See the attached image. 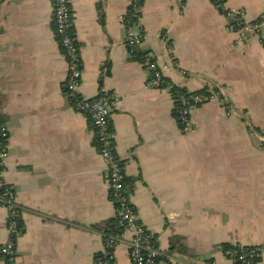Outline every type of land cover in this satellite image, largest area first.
<instances>
[{
    "label": "crops",
    "instance_id": "1",
    "mask_svg": "<svg viewBox=\"0 0 264 264\" xmlns=\"http://www.w3.org/2000/svg\"><path fill=\"white\" fill-rule=\"evenodd\" d=\"M70 2L79 91L118 96L110 120L115 150L138 219L165 254L157 264H169L166 255L233 264L223 244L257 247L256 264H264V46L229 28L211 0H143L138 50L150 51L171 82L189 91L208 87L233 110L213 95L192 109L184 132L169 91L149 87L143 64L128 56L129 0ZM223 6L247 21L264 13V0ZM52 12L53 0H0L1 111L9 133L2 176L15 188L23 227L14 261L95 264L105 260L100 228L115 208L92 124L65 94L66 59ZM6 219L0 205V245ZM0 264L7 263L0 257ZM107 264H132L125 243Z\"/></svg>",
    "mask_w": 264,
    "mask_h": 264
},
{
    "label": "built area",
    "instance_id": "2",
    "mask_svg": "<svg viewBox=\"0 0 264 264\" xmlns=\"http://www.w3.org/2000/svg\"><path fill=\"white\" fill-rule=\"evenodd\" d=\"M139 0H129L128 10L123 17L126 28L125 45L128 56H132L135 50L145 38V33L138 27L139 12L141 6ZM217 5L222 7L224 0H217ZM182 3V2H181ZM225 8V7H224ZM225 15L229 19V28L240 31L244 36H255L264 46V13L256 22L245 20L243 12L233 8H225ZM53 24L60 49L66 59V78L64 90L73 108L86 114L92 124L95 144L100 156L105 163L103 177L107 180L109 197L114 204L116 222L103 239L105 260L95 264H107V260L113 258V251L117 244H126L129 258L132 264H157L164 255L158 248L154 234L146 228L138 219L135 207L131 204L126 184L123 162L117 155L114 143V133L111 128V112L118 96L107 91H100L94 97H86L79 91L82 77V60L79 46L73 30V19L70 0H53ZM230 19L232 22H230ZM140 61L147 71L146 83L151 88H163L169 91L171 86L178 85L170 80H165L162 68L156 62L150 51H143ZM180 86V85H178ZM217 95L225 108L233 113L224 97L216 92L209 96L200 94L191 95V100L185 93L179 94L180 107L177 109V121L182 131L191 129V112L199 103ZM2 136L6 142L0 145V205L7 209V238L0 245V257L7 264H16V241L21 234V226L18 224L19 211L15 202V188L3 180L5 159L8 148L9 133L6 125L1 127ZM225 256L230 258L233 264H256L260 258V249L253 246L231 245L222 248ZM169 264H197L196 260H185L177 255H166ZM205 264H213L207 262Z\"/></svg>",
    "mask_w": 264,
    "mask_h": 264
},
{
    "label": "trees",
    "instance_id": "3",
    "mask_svg": "<svg viewBox=\"0 0 264 264\" xmlns=\"http://www.w3.org/2000/svg\"><path fill=\"white\" fill-rule=\"evenodd\" d=\"M213 2V4L215 6H217L219 3L217 2V0H211ZM183 2V0H182ZM138 4L142 7V4H143V0H139ZM218 10L221 12V13H224L225 14V8L224 6L220 7L218 6L217 7ZM139 16H141V11L139 12ZM258 18L254 19V20H251V22H256ZM230 22H232V20L230 19ZM143 51H140V50H135V53L130 56L129 58L132 59V60H138V61H141L142 60V55ZM165 80H168L167 78L164 77ZM212 89H216V88H212ZM210 89L208 87H203L199 90H195V91H189L187 90L185 87L183 86H178V85H172L171 88H170V95H171V98L173 100V115L175 116V118L177 119V115H178V111L177 109L180 107V101L178 99L179 97V94L180 93H185V95L189 98V101L191 100V95H194V94H200V95H204V96H209L210 95ZM206 101V100H205ZM204 102V101H203ZM201 102V103H203ZM199 103V104H201ZM6 124V116L2 113L1 111V95H0V145H2L3 142H6V138L4 136H2V133H1V127L4 126ZM2 186H0V191L2 190ZM18 207V211H19V216H18V224L19 226H21V232L23 230V227H22V220H21V217H20V207L17 205ZM116 222V217L113 216L112 218H109L107 219L102 227L98 224L97 225H94V227H101L100 230L102 231V237L104 239L105 237V234H107L111 229H113V225L115 224ZM223 248H227V247H230L231 245L229 244H223L222 245Z\"/></svg>",
    "mask_w": 264,
    "mask_h": 264
}]
</instances>
